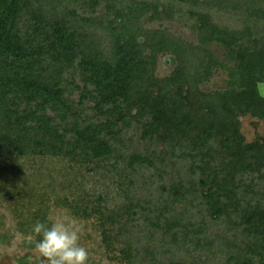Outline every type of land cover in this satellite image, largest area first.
Instances as JSON below:
<instances>
[{
  "label": "trees",
  "instance_id": "trees-1",
  "mask_svg": "<svg viewBox=\"0 0 264 264\" xmlns=\"http://www.w3.org/2000/svg\"><path fill=\"white\" fill-rule=\"evenodd\" d=\"M83 1L0 0V157L100 162L115 155L126 115L146 118L170 164L164 151L128 158L127 194L106 219L121 262L264 264V138L239 130L243 116L264 121V0H170L185 7L196 44L165 32L145 40L151 1L91 0L104 4L100 16ZM211 43L232 66L225 89L202 88L220 62ZM159 53L174 66L164 78ZM169 168L171 182L141 191Z\"/></svg>",
  "mask_w": 264,
  "mask_h": 264
},
{
  "label": "rangeland",
  "instance_id": "rangeland-1",
  "mask_svg": "<svg viewBox=\"0 0 264 264\" xmlns=\"http://www.w3.org/2000/svg\"><path fill=\"white\" fill-rule=\"evenodd\" d=\"M148 1L155 6L150 7L140 20L139 27L145 40L149 39L154 44L159 39L158 34L165 32L186 44L197 43V32L182 3H173L180 8L175 12L174 8L168 6V3H172L170 0ZM81 4L87 14L100 16L105 12L104 4L100 1L85 0ZM207 48L220 62L210 78L203 82L202 88L225 89L233 80L229 75L232 66L225 61L224 51L219 45L211 43ZM169 56L168 53H159L155 77L164 78L173 70ZM257 89L264 97V83H259ZM73 99L77 100V92ZM87 110L84 115L93 122L102 120ZM131 115H135V112L132 111ZM145 120L126 115L125 125L119 122L116 126L119 132L115 155L100 162L84 160L76 163L66 158L0 157V264H19V259H24L26 264H41L34 241L30 242L32 228L36 222L47 223L50 215L64 212L84 223L80 244L89 251L87 264H123L119 255L117 230L109 226L106 219L111 208L127 194L128 188L124 181L129 174L128 158L132 154L164 151L166 163L170 164L167 147L157 138L145 135ZM239 130L247 142L262 140L264 121L249 115L243 116L240 118ZM174 171L169 168L163 173H157L153 181L149 178L152 181L150 189L141 191L155 193L159 182H171L177 176ZM144 176L148 178V173H144ZM98 198L100 201H97ZM97 206L102 208V216L91 213ZM194 210L197 211V206Z\"/></svg>",
  "mask_w": 264,
  "mask_h": 264
},
{
  "label": "clouds",
  "instance_id": "clouds-1",
  "mask_svg": "<svg viewBox=\"0 0 264 264\" xmlns=\"http://www.w3.org/2000/svg\"><path fill=\"white\" fill-rule=\"evenodd\" d=\"M47 219L34 224L30 237L41 264H87L89 251L80 244L84 223L67 212Z\"/></svg>",
  "mask_w": 264,
  "mask_h": 264
}]
</instances>
